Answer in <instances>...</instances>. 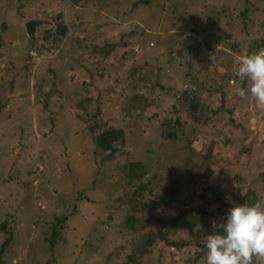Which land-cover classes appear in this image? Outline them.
Listing matches in <instances>:
<instances>
[{"label": "rangeland", "instance_id": "obj_1", "mask_svg": "<svg viewBox=\"0 0 264 264\" xmlns=\"http://www.w3.org/2000/svg\"><path fill=\"white\" fill-rule=\"evenodd\" d=\"M29 20L45 22L37 46L56 24L68 34L54 48H32ZM191 34L194 48L183 44ZM227 34L229 42L214 41ZM262 36L264 0H0V222L14 235L0 264H122L143 230L158 233L153 223L166 229L139 264H186L194 240L211 232L170 222L182 208L215 214L199 200L203 189L232 204L251 191L264 202V107L235 95L247 84L234 75ZM193 98L196 123L187 117ZM176 120L164 129L176 140L163 139L161 124ZM91 127L122 131L111 161L95 156ZM129 163L146 171L144 203L159 202L149 192L167 187L177 188L176 200L130 213L118 201L121 181L143 170ZM130 214L140 216L132 230ZM63 215L51 253L43 239Z\"/></svg>", "mask_w": 264, "mask_h": 264}, {"label": "trees", "instance_id": "obj_2", "mask_svg": "<svg viewBox=\"0 0 264 264\" xmlns=\"http://www.w3.org/2000/svg\"><path fill=\"white\" fill-rule=\"evenodd\" d=\"M80 1V0H74ZM214 28L216 29L218 26L216 23H213ZM217 30V29H216ZM207 31V30H206ZM218 31V30H217ZM68 34L67 28L64 24H56V28L54 29H49V30H44L41 34H39V39H37L40 42V45L37 46V42L32 41L29 39L30 47L35 48V49H42L45 48L46 45H50L51 48H54L55 46H58V44L66 38ZM195 34H191L187 36V39L184 41L183 44L186 46H191L195 47V41H196ZM215 42L221 43L222 41L226 40L229 42L231 35L227 34L224 35L223 37L216 36ZM207 48H209V44L206 45ZM233 50L236 49V45H231ZM197 48V47H196ZM250 48H254L255 52L258 51L261 48H264V36L260 37L259 39L255 40ZM105 50V49H104ZM102 51L103 53L107 54V50ZM109 50V49H108ZM243 84H247V81H242ZM187 93H182L181 96H179L178 100L174 102L173 107L176 108V106L181 107L186 101H187ZM136 98H138L136 96ZM135 99V98H134ZM145 102V99H143ZM189 103L188 106V115L187 117L193 122L196 123L199 121V116H197V105L196 102L193 99ZM194 101V102H193ZM143 105L141 107H144L145 104L142 103ZM3 106L0 103V111L2 110ZM175 125L179 126V121L176 120L173 124L171 122H165L162 123V132L161 136L163 139H169V140H176V134L175 132H172L171 130L166 131L164 129L167 128H172ZM91 140L92 144L95 147V156L96 157H101L104 161H111L113 157L116 154V148L115 146L117 143L121 140L123 141V134L121 130L117 129H108V130H103L102 132L95 133L94 132V127H91ZM131 167L132 170L139 171L143 170L142 174L140 175H133L131 174H125L124 178L127 180L126 182L121 181V185L119 188V193L125 192L122 194L121 198H118V201H124L126 204H128V211H134L136 208L140 207L143 210L147 206L150 207V209H155L159 202H161L164 206H169L173 203V201L176 200V196L178 195L179 191L177 190L176 187H167L159 191L158 194H155L152 190L149 192L150 195L155 197L156 199H159V202H153V204H146L144 203V195L140 198L138 197V193H141L145 189V184L142 182V179L144 177V173L146 172L143 169V166L139 163H129L128 168ZM141 172V171H140ZM209 172V171H207ZM210 173V172H209ZM262 180L264 182V172H262ZM208 174V173H207ZM209 175V174H208ZM122 177V180L124 179ZM140 183L139 187L135 190H132V187H134L135 184ZM128 189V190H127ZM264 189V186H263ZM130 190V191H129ZM132 190V192H131ZM204 192L202 195L199 196V200L204 202L206 204L205 208H210L211 206H216V213L212 214L209 211H203L202 208H197V207H191V208H182L180 209L179 213L177 216L170 222V229H184L187 233H190L191 231H196V232H205V231H210L211 234L213 232L212 224L213 222L219 224L222 222L223 218L226 216L228 210L234 206V205H239V204H248V205H253L256 203L261 204V206H264V202L261 199V196H257L253 191L249 192L247 195H244L243 197L236 199L235 197H231L234 204H232L229 200L230 196H226L224 193H222L218 189H213V188H206L203 189ZM117 192V193H118ZM131 193V194H129ZM131 213V212H130ZM7 217H10L8 215ZM66 215H63L62 218L56 219L55 221H52L49 223L50 226L47 227L49 231V234L43 239V241L46 243L47 248L49 251L52 253L54 251V248L56 246V242L59 239L60 235V230L62 229L63 224L66 222ZM138 218V220H136ZM140 216L132 215L130 214L129 216L126 217L125 219V224L128 225V229H133V225L136 222H139ZM148 223V222H147ZM151 224V223H150ZM155 230L158 232L156 235L151 232V231H144L143 238H141L137 244L133 245V251L126 255L122 264H139L140 261L142 262L143 258L151 254L153 252L154 245L156 244L158 238L157 234L163 233L162 231L165 230L162 225L153 223ZM164 224V223H162ZM48 231L46 233H48ZM142 232V231H140ZM143 233V232H142ZM141 233V234H142ZM0 234L5 235V240L0 246V263H2V259L4 256L5 251L7 250L8 247H10L13 243V232L10 227V223L8 220H4L0 222ZM45 235V234H44ZM209 234L204 233L203 237L194 240V250L190 252L191 255H189L188 260L186 261V264H199V262H204V255L206 252V249L204 247L205 244V239L206 236ZM166 244L171 245L172 247H177V248H183L188 245L187 242L179 243V242H173L171 244ZM253 264H256L255 260Z\"/></svg>", "mask_w": 264, "mask_h": 264}, {"label": "clouds", "instance_id": "obj_3", "mask_svg": "<svg viewBox=\"0 0 264 264\" xmlns=\"http://www.w3.org/2000/svg\"><path fill=\"white\" fill-rule=\"evenodd\" d=\"M234 75L247 81V88L237 87L235 95L250 96L251 107H264V48L239 56ZM212 228L204 244L205 264H264V206L234 205Z\"/></svg>", "mask_w": 264, "mask_h": 264}, {"label": "water", "instance_id": "obj_4", "mask_svg": "<svg viewBox=\"0 0 264 264\" xmlns=\"http://www.w3.org/2000/svg\"><path fill=\"white\" fill-rule=\"evenodd\" d=\"M45 22L44 21H38V20H29L24 24L25 28V33L27 37L34 41L35 40V30L39 26L43 25Z\"/></svg>", "mask_w": 264, "mask_h": 264}]
</instances>
